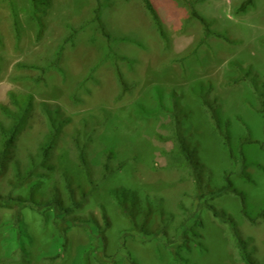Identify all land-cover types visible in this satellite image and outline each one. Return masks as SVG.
<instances>
[{
    "label": "rangeland",
    "instance_id": "374dc122",
    "mask_svg": "<svg viewBox=\"0 0 264 264\" xmlns=\"http://www.w3.org/2000/svg\"><path fill=\"white\" fill-rule=\"evenodd\" d=\"M150 1L165 40L158 36L141 0H50L40 13L44 26L40 38L37 26L27 19L28 0H0V125L10 122L7 110L15 111L12 96L23 103L30 95L34 99L13 159L0 177V195L27 199L30 186L36 183L32 193L36 201L49 199L54 188L62 193L57 171L45 174L40 182L28 178L19 184L15 165L17 161L23 173L31 158L37 159L48 129L40 105L59 106L68 122L61 130L53 163L67 166L62 157L73 158L72 138L76 133L80 139L90 138L85 152L95 190L76 216L81 221L92 219L103 231L99 237L93 226L79 223L68 233L65 252L53 260L50 257L56 251V240L50 214L43 216L23 208L16 223V210L0 206V264H80L86 250L93 251L89 264H99L97 259L102 256L112 257L119 264H175L164 242L134 228L109 195L110 189L119 187L136 191L139 202L132 213L147 233L162 221L172 237L191 214L196 201L194 181L185 166L168 154L171 145L157 139L158 133L168 131L160 125L166 116H142L136 108L140 105L154 110L158 88L165 94L175 90L181 95L180 106L186 111L183 131L189 134L190 143L197 145V157L208 172L203 176L208 191L223 184V175L234 171V164L198 97L221 118L232 121L235 141L250 137L253 142L243 149L250 181L235 173L231 179L235 189L245 194L250 215L254 217L263 208L264 0H252L253 5L240 13L236 10L245 0ZM188 3L211 30L226 34L232 42L209 38L192 54L203 31L201 24L190 18ZM73 30H77L74 45L67 46L61 60L63 76L50 71L37 82L38 70L20 67H42L52 61L58 45ZM116 70L130 88L127 93L120 94ZM245 72L253 82L240 80ZM89 74L92 78L86 80ZM164 103H169L167 96ZM235 116H240L247 129ZM106 163L113 174L105 172ZM89 187L85 191L89 192ZM148 201L154 206L143 222L137 214L147 210ZM209 203L234 218L240 235L251 239L255 262L264 264V221H247L235 195ZM198 211L202 227L196 229L201 236L197 248L203 250L185 254L187 264H242L228 227L208 210Z\"/></svg>",
    "mask_w": 264,
    "mask_h": 264
},
{
    "label": "trees",
    "instance_id": "16d2710c",
    "mask_svg": "<svg viewBox=\"0 0 264 264\" xmlns=\"http://www.w3.org/2000/svg\"><path fill=\"white\" fill-rule=\"evenodd\" d=\"M181 1L187 3L186 0ZM141 2L145 11L149 15L158 36L165 40L164 29L153 4L150 0H141ZM28 3L29 13L27 19L37 26V37L40 38L44 30L40 13H43V11L49 6L50 0H28ZM188 4L191 8L190 18L196 19L201 24L203 31L202 37L196 44L192 54L195 53L197 48L205 45L209 38H217L226 43L232 42L226 34L211 30L210 24L193 9L191 3ZM252 5V0H245L236 11L238 13L246 12V10ZM76 35L77 30H73L71 34L64 39L62 44L58 45L54 59L46 65L42 67L22 65L20 67L38 70L40 76L36 79L37 82L42 81L43 75L50 71H56L60 76H63L64 70L61 67V60L67 46L72 47L74 45ZM91 78L92 76L89 74L86 80ZM116 80L121 89L120 94L127 93L130 90L119 70H116ZM240 80L248 81L250 83L253 82L250 78V74L247 72L244 73ZM236 82H238V80H236L235 83ZM192 91L194 93V89ZM194 94L198 97L197 93ZM154 96L156 99V108L154 110H147L140 105L136 108L142 116H166V120L161 122L160 125L165 128L167 127L168 131L158 133L157 139L171 145V149L167 151L168 154L170 153L174 155L175 159L179 160L185 166L194 181L196 201H194L193 207L190 210L191 214L188 219H184L175 229L174 236L172 237L168 236L167 229L162 221H160L159 225L153 232L147 233L143 228L142 223H138L135 215L132 213V210L137 207L139 202L136 191L125 187L110 189V197L114 200L120 211L131 220L134 228H138V230L144 235H152V237L164 242L169 249L171 260L175 264H187L185 254L194 250L199 252H202L203 250L202 247L197 248V246H201V236L196 233V229L202 227V221L200 220L198 211L200 208L208 210L214 218L228 227L235 248L238 252L239 260L242 264H257L255 258H253L254 247H251V239H244L240 235L236 222L230 214L217 210L209 203L211 200L220 198L224 195H235L239 199L241 205L240 212L247 221L251 223H254L258 219L264 221V206L254 217L250 215L248 210H246L245 194L235 189L231 179L232 175L235 173L245 182L250 181V177L246 170L248 164L246 163L243 149L245 145L251 144L253 141L250 137L246 136H241L235 141L232 131L230 130L232 127V121L228 118H221L219 113L215 111L207 101H204L201 96L198 97L209 113L210 120L221 138L223 149L225 150L228 159L234 164V171L223 175V184L215 190L208 191L206 183L204 184L203 182V176H206L208 172L197 157V145L195 143L191 144L189 141V134H186L183 131L182 123L186 117V111L180 106L181 95L175 90H168L167 94H165L158 88L155 91ZM165 96L168 98V104L164 103ZM11 105L15 108V111L9 109L5 112V115L10 119L9 124L7 126L0 125V177L5 173L8 162L13 159V150L17 140L22 130L26 127L33 111L34 99L30 95L23 103L16 99L15 96H12ZM40 111L46 117L48 128L47 133L39 148L37 159L31 158L28 169L21 173L19 163L16 161L15 165L18 183L22 184V182L28 178H37L40 182L42 178L46 176L45 174L57 171L61 177L63 191L61 193L58 188H54L49 199L46 201H36L32 194L34 188L38 185V183H36L30 186L31 192L27 199H24L22 196L12 197L0 195V206H8L16 210V223H19V216L17 213L23 208L28 207L43 216L50 214L51 221L55 228V233L53 235L56 240L54 243L56 251L50 258L54 260L65 252L68 244V233L72 228L78 226L79 223L81 226L82 224L85 225L87 223L93 226L99 233H97L99 237L100 235H103V231L99 228L98 224L92 221V219L81 221L80 218L76 216V214L83 209L92 190H95V182L92 178V173L85 152L90 138L80 139L78 133H76L72 138L73 158L70 160L66 157H62L63 162H66L67 166L60 167L58 165V167H56L53 163V152L57 146L61 130L67 124L68 119L64 117L59 106L54 105L51 107L46 103H42L40 105ZM235 120L241 127H243V129H247L248 126L241 120L240 116H235ZM260 146L264 148V144L260 143ZM110 154L111 153L107 156L108 159H110ZM104 170L110 175L113 174V169L107 163L104 165ZM86 186H90L89 192L85 191ZM158 202H160V200ZM152 206H154V203L148 201L147 210L138 213L137 217L138 215H141L144 222L147 217L150 216ZM159 208V205H157L156 209L158 210ZM103 215L105 225L108 226L106 215L104 213ZM20 233H23L21 229ZM29 238L28 235V240ZM92 252V250L84 251L81 255L80 264H89V258ZM94 256L97 258L96 254H94ZM97 261L99 264H119V262L113 260L112 257L102 256L98 258Z\"/></svg>",
    "mask_w": 264,
    "mask_h": 264
}]
</instances>
